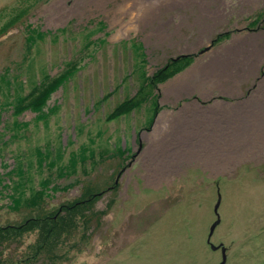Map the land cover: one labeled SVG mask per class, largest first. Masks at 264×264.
Returning a JSON list of instances; mask_svg holds the SVG:
<instances>
[{
  "label": "rangeland",
  "instance_id": "rangeland-1",
  "mask_svg": "<svg viewBox=\"0 0 264 264\" xmlns=\"http://www.w3.org/2000/svg\"><path fill=\"white\" fill-rule=\"evenodd\" d=\"M256 72L264 0H0V264H264Z\"/></svg>",
  "mask_w": 264,
  "mask_h": 264
},
{
  "label": "crops",
  "instance_id": "crops-1",
  "mask_svg": "<svg viewBox=\"0 0 264 264\" xmlns=\"http://www.w3.org/2000/svg\"><path fill=\"white\" fill-rule=\"evenodd\" d=\"M256 73L251 75L247 80H245L244 86L240 85L239 84L240 79L235 77L233 78V80L231 79L232 82L230 86L232 87L225 90H219L214 88V92L218 91L219 93L209 94V96L214 97V96L222 95L221 97L225 96V97H229V99L233 98L235 101L237 99L240 100L238 106L233 105L235 108H238L239 111L232 110L230 112H227L232 114L224 116L222 118H218L216 122L218 124H222L221 125L222 128L224 127L228 129L225 132V134L231 135L229 145H238V144L247 145L249 142H251V150L252 151L256 150L259 153H261L264 151V142H263L264 140L263 138L264 137V73L261 72H258L257 74ZM223 79L226 80V78ZM251 79L254 80L252 84H250ZM242 89L243 91H241ZM230 91L232 92L237 91L239 93H235V97H231ZM257 91H259V100L261 101V103L258 105V107L254 108L255 109L254 112L247 113L246 108L249 106L250 103V102L247 103V100ZM232 95H234V93H232ZM208 102L210 104L209 106L205 105L206 104L205 102H203V104L201 105L202 107L206 108V110H208L212 105L211 100H209ZM256 113H259V117H256V120H252L251 117L254 116L253 114ZM258 123L261 125L260 128ZM235 130L236 132H234ZM217 138L221 140L220 145L216 140V138L212 140L210 137H208L206 139L208 144L211 145V146L209 145L210 146L209 152L210 154L214 155V158H209V159L217 162H222L224 160V156L226 155L225 151L223 150L225 141L223 138L220 137V135ZM197 141L195 142V145H200L205 143L204 139H201L198 142ZM171 146H172L171 152L174 151V153L177 154V150H179L178 147L174 148L173 145Z\"/></svg>",
  "mask_w": 264,
  "mask_h": 264
},
{
  "label": "water",
  "instance_id": "water-1",
  "mask_svg": "<svg viewBox=\"0 0 264 264\" xmlns=\"http://www.w3.org/2000/svg\"><path fill=\"white\" fill-rule=\"evenodd\" d=\"M220 206V201L218 202V204L216 205V210L219 208ZM220 223V219H218L211 227V232L210 235H212L216 229V226ZM214 249H217V247L215 245H213ZM226 248H224V257H223V261L221 264H225L226 263Z\"/></svg>",
  "mask_w": 264,
  "mask_h": 264
},
{
  "label": "bare ground",
  "instance_id": "bare-ground-1",
  "mask_svg": "<svg viewBox=\"0 0 264 264\" xmlns=\"http://www.w3.org/2000/svg\"><path fill=\"white\" fill-rule=\"evenodd\" d=\"M218 219H220V217H218ZM218 219H217V220H218ZM217 220H216V221H217ZM216 221H215V222H216ZM220 221H221V219H220ZM218 225H219V224H218ZM218 225H217V226H218ZM217 226H216V227H217Z\"/></svg>",
  "mask_w": 264,
  "mask_h": 264
},
{
  "label": "trees",
  "instance_id": "trees-1",
  "mask_svg": "<svg viewBox=\"0 0 264 264\" xmlns=\"http://www.w3.org/2000/svg\"><path fill=\"white\" fill-rule=\"evenodd\" d=\"M165 72V70H163L161 73H164Z\"/></svg>",
  "mask_w": 264,
  "mask_h": 264
}]
</instances>
